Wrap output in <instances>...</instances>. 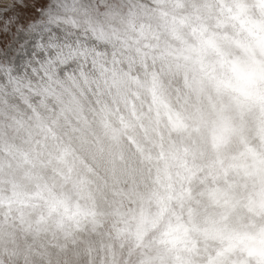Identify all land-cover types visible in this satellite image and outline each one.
I'll return each instance as SVG.
<instances>
[{"label": "clouds", "instance_id": "obj_1", "mask_svg": "<svg viewBox=\"0 0 264 264\" xmlns=\"http://www.w3.org/2000/svg\"><path fill=\"white\" fill-rule=\"evenodd\" d=\"M0 264H264V0H0Z\"/></svg>", "mask_w": 264, "mask_h": 264}]
</instances>
